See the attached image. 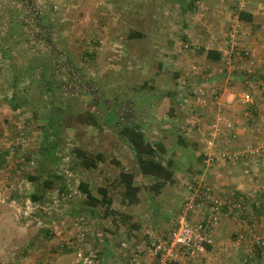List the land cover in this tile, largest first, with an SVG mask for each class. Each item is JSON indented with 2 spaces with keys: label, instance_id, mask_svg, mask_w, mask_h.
<instances>
[{
  "label": "rangeland",
  "instance_id": "obj_1",
  "mask_svg": "<svg viewBox=\"0 0 264 264\" xmlns=\"http://www.w3.org/2000/svg\"><path fill=\"white\" fill-rule=\"evenodd\" d=\"M191 1L182 13L170 0H0V264H157L151 242L169 238L193 166L200 156L206 165L217 108L206 111L198 96L232 93L225 102L240 106L225 110V119L238 120L211 150L264 149V0ZM241 10L252 20H239ZM209 47L220 51L217 62L202 53ZM244 93L252 102H242ZM125 118L138 120L174 161V181L158 192L120 136ZM75 149L103 160L86 169ZM217 159L251 170L254 201L242 205L202 178L227 206L209 249L179 258L264 264V206H252L264 204V156L218 154L208 167ZM121 170L141 186L137 204L121 202ZM79 182L96 198L106 191L111 205L89 211ZM202 207L197 221L208 217ZM224 217L233 228L223 229Z\"/></svg>",
  "mask_w": 264,
  "mask_h": 264
},
{
  "label": "built area",
  "instance_id": "obj_2",
  "mask_svg": "<svg viewBox=\"0 0 264 264\" xmlns=\"http://www.w3.org/2000/svg\"><path fill=\"white\" fill-rule=\"evenodd\" d=\"M203 98L197 97L200 103L205 102ZM241 100L244 103H250L253 98L249 93H244ZM220 121L221 119L214 120L209 128L210 138L206 140L208 149L205 159L206 167L210 165L213 157H215L214 151L211 150L215 139L223 133L224 128L228 131L232 128V122L229 119L222 121V127ZM246 151L264 156V149L261 147L247 149ZM239 154V152L223 151L220 153V159H236ZM187 183L169 238L167 240L153 239L151 242L152 255L157 264H183L178 253L184 250L190 256H193L197 250H204L203 244H210L212 241V226L218 224V215L221 214L222 208L227 206V201L217 195L210 186L205 185L202 178L194 176ZM203 204L209 211L208 217L206 221L204 219L195 221L192 214H194L196 208ZM259 241L260 238L257 237V242L260 243ZM132 260H137L136 254L132 256Z\"/></svg>",
  "mask_w": 264,
  "mask_h": 264
},
{
  "label": "trees",
  "instance_id": "obj_3",
  "mask_svg": "<svg viewBox=\"0 0 264 264\" xmlns=\"http://www.w3.org/2000/svg\"><path fill=\"white\" fill-rule=\"evenodd\" d=\"M178 4L182 13H186L188 10H192V1L191 0H170ZM238 19L242 21H251L252 15L245 11H238ZM202 53L205 54L207 60L217 62L221 53L215 49H202ZM118 109L115 112L114 116L117 117ZM111 120L115 119L114 117L110 118ZM118 131L121 138L127 144L134 154V158L137 164V170L140 174L145 176H150L155 179V183L150 185L151 189L155 192H158L159 188L166 184L174 181V161L172 158H164L165 146L162 142H150L147 140L144 131L142 130V125L136 119L125 118L123 121H118ZM52 143L53 140H48ZM76 155L79 158V163L86 169H94L97 167V163L103 160L100 153L91 155L89 152L81 149H75ZM134 174L125 170H121L118 174V180L123 186V191L121 193V202L127 205L137 204L139 202L138 193L141 190V186L134 183ZM46 187H51L52 181L48 180L45 182ZM66 187V184H63V187ZM68 187V185H67ZM78 190L81 191L85 198L86 202L90 205H93L89 211L94 212V207L98 204H103L105 206L111 205V199L107 195V192L103 189L101 190V198H96L93 194L90 193L85 182H79ZM149 187V188H150ZM257 192V191H256ZM234 198V197H233ZM239 197H236L238 199ZM248 199L242 198L239 200V203L242 201V205ZM238 203V202H237ZM258 202H256L257 204ZM253 206V210L260 212L263 210L264 204L259 206ZM223 209V208H222ZM207 244H205L206 246ZM209 245L206 246L209 249Z\"/></svg>",
  "mask_w": 264,
  "mask_h": 264
},
{
  "label": "crops",
  "instance_id": "obj_4",
  "mask_svg": "<svg viewBox=\"0 0 264 264\" xmlns=\"http://www.w3.org/2000/svg\"><path fill=\"white\" fill-rule=\"evenodd\" d=\"M209 48L212 49L213 47H209ZM214 91L215 90H213V94L208 95L211 97L210 99L208 96H206V97H204L205 102L200 104V106L206 107V111L211 110V108H209V106H207V105L213 104L216 106L217 112L215 113V118L212 120V122L216 119H221V118H224V120H225V117H228L227 115H225V110L227 108H229L232 112L233 110L239 109V107H240L237 105V103L235 101L230 105H228V103L225 102V101H230L231 98L233 97L232 95H234V94L223 93V92L218 94L217 91L215 94ZM212 99H213V101L209 102ZM231 115L233 116V118L232 119L230 118V119L234 123L237 122L238 117L235 116L234 113H231ZM233 128H234V131L236 133L237 132L239 133L241 131L240 128H238L236 126H234ZM218 150H220V149L214 150V153L216 156H218V154H220V151H218ZM204 151L207 153L208 149L204 148ZM237 152L240 153L239 154L240 156H243L246 153H249L246 150L237 151ZM217 160H218V162L216 164H214L213 166L206 167V165H204V157L200 156V158H198L197 167L195 165L193 166V164L191 165V163H189L188 166L190 167V165H191V166H193V168L196 169L197 173L194 176H198V177L203 178L204 180H207L211 185H213V187L218 192L221 193V192L227 190L229 193L233 194L235 197L245 198V199H248V200L253 202L254 200L253 199L251 200L249 198V196L253 197L256 194L254 192H252V191H255L254 189H252L250 191L248 190L247 186L249 185V183H250L249 181L251 180V178L249 177L250 176L249 174H246V173H250L251 170L247 169V170H245L247 172H243V170L239 167L238 168L236 166L230 167V166L226 165V163H221L222 161H220L219 159H217ZM252 170L255 171L257 169L252 167ZM253 187H255V185ZM183 194H184V192L181 193V196H183ZM222 195L225 196L226 194H222ZM198 208L199 209H197L194 212L193 219L195 221L200 219L201 216L203 215V207L200 206ZM223 219L225 220V224L222 225L223 229H225V228L229 229V228H231V225L233 228L234 225H233V223H231L232 222L231 219H228L226 217H224ZM223 219H222V221H223ZM214 233H216V232L213 231L212 234H214ZM213 238H214V236H213Z\"/></svg>",
  "mask_w": 264,
  "mask_h": 264
}]
</instances>
